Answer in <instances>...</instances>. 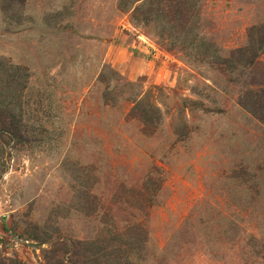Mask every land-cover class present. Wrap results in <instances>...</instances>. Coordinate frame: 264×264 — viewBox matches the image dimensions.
Returning a JSON list of instances; mask_svg holds the SVG:
<instances>
[{"label":"rangeland","instance_id":"obj_1","mask_svg":"<svg viewBox=\"0 0 264 264\" xmlns=\"http://www.w3.org/2000/svg\"><path fill=\"white\" fill-rule=\"evenodd\" d=\"M180 1L185 23L165 0H0V96L30 136L0 180L2 256L264 264V109L243 100L264 47L231 59L264 0Z\"/></svg>","mask_w":264,"mask_h":264},{"label":"trees","instance_id":"obj_2","mask_svg":"<svg viewBox=\"0 0 264 264\" xmlns=\"http://www.w3.org/2000/svg\"><path fill=\"white\" fill-rule=\"evenodd\" d=\"M187 4V2L185 1ZM183 1L180 0H165V16L169 18L168 22H173L178 18L182 22H186L189 16L194 15V9L191 10V6L186 5ZM152 21V19H151ZM181 21L179 23H181ZM181 23V28L184 27ZM177 27H179L177 25ZM176 27V28H177ZM257 37L256 40V32ZM258 25L252 26L250 30V42L248 45L239 47L235 49L231 55V59L234 60L237 64L248 67L254 63L255 59L258 57L260 50L264 47V31L259 30ZM176 32V31H174ZM253 37L255 40L253 41ZM253 42H255L253 44ZM256 44V45H255ZM170 48H173V44H170ZM252 50H254L252 52ZM249 51V52H247ZM252 52V53H251ZM243 100L248 107L260 116V108L264 109V89L261 91L257 90H247L243 96ZM145 121L147 117L141 116ZM261 118L264 120V116ZM29 131L26 127V123L20 114H17L10 105L6 104L3 98L0 96V180L3 175L10 169L11 159L13 157V150L17 147H23L29 144L30 142ZM29 142V143H28ZM7 146L9 150L7 154L4 155L5 149L3 146ZM0 264H27L18 259H13L9 257L2 256L0 254Z\"/></svg>","mask_w":264,"mask_h":264}]
</instances>
